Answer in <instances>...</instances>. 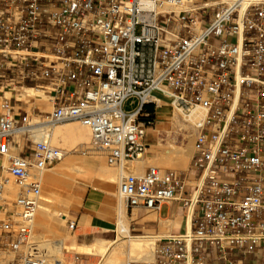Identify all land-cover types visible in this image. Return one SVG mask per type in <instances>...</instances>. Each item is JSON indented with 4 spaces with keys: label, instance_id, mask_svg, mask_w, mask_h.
<instances>
[{
    "label": "built area",
    "instance_id": "1",
    "mask_svg": "<svg viewBox=\"0 0 264 264\" xmlns=\"http://www.w3.org/2000/svg\"><path fill=\"white\" fill-rule=\"evenodd\" d=\"M26 88L43 96L24 101ZM155 89L184 114L204 111L195 151L187 172H120L117 199L193 209L152 260L126 264H247L264 250V0H0V252L24 246L32 257L37 172L64 155L49 136L32 138L31 115L78 120L122 170L149 150ZM189 175L200 178L195 194Z\"/></svg>",
    "mask_w": 264,
    "mask_h": 264
},
{
    "label": "rangeland",
    "instance_id": "2",
    "mask_svg": "<svg viewBox=\"0 0 264 264\" xmlns=\"http://www.w3.org/2000/svg\"><path fill=\"white\" fill-rule=\"evenodd\" d=\"M40 92L41 91H39V93ZM41 95H42V93H40L39 96H41ZM29 97H32V96H29ZM29 97H26L27 99L24 98L22 100L26 101L29 99ZM45 99H46V97L43 98V100H45ZM133 103H134L133 99H129L128 101H126V103H125L126 110H128V111L131 110ZM171 106H172L171 103L168 102V103H165L161 107L157 105L155 108V122H154V125L149 129L148 135H147L148 143H149V152L146 155H148V156H154V155H156V153L158 152L159 149L162 150V149L166 148L167 147V144H166L167 140L170 141L175 146H184L187 144V139L184 138L185 137L184 134L186 133V130L180 128V126L178 125L179 122L181 121L180 117L176 116L178 122L176 123L173 121L174 124L172 122L169 123L170 122L169 119L167 117H165L164 115L161 118L159 117V114H169ZM50 109H51V107L48 103H45L41 107L42 111H49ZM35 119H38V121H41V122L38 124H35L33 126L43 125V124H52V123H45V121H44L45 120V114H43V113L35 112V114H32L30 121H36ZM66 121H70V120H66ZM66 121H62V122H66ZM162 121L166 125L164 123H162ZM62 122H57V123H62ZM33 126H31V127H33ZM159 135H160V137H159ZM52 138L53 137L51 136V138H50L51 143L52 144L54 143L53 145H55L57 147L60 146L59 143H57L58 141H56V139L58 140L59 138L57 137L55 140H54V138L53 139ZM18 139H19V142L21 144L25 142V140L22 139V137H20ZM84 141L85 140H83L82 143L77 144L75 146H69L68 147V145H65L63 151L66 152V154L64 155L63 159L55 162L54 164H52L47 169H53L54 170V168L55 169L58 168V165H60L62 162H64L65 159H67V158L70 159L73 157L72 159H74V161H77L79 163L82 159H92L93 157L96 156V157L100 158L101 163L104 164L105 168L107 167V168L114 170V173H111V174L115 178H112V180L114 179L112 183L105 182L104 179L98 174L99 164H95L88 170L87 173H85L86 169H84V168L83 169L81 168V170H82L81 172H73L69 169L67 170L66 168L64 170H62L63 173H62V175L59 176V181H60V183H67V184H63L61 186H56V185H49L47 182H44V181L40 183L41 191H40V202H39V204L43 201L44 197L47 196V194H46L47 191L45 192V190L52 189V191H55L56 193L59 192L61 194H64V193L69 194V190L71 189L70 188L71 185H73L72 188L75 189V191H76V196L78 197V204H77V206H68V207H66V209H64V204L60 200H57L56 193L54 194V192H52L54 197L51 200V205H50L51 207L50 206L48 207V210L50 211L51 214L47 216L48 218H46V221H45V218H42L43 214L40 213V209H39V205H38L37 211L35 214V218L33 220L32 231H31V236H30V241L35 246V252H36L35 253V260L44 259L45 262H48L47 264H60V263L61 264L62 263L63 264H108L107 263L108 262L107 257L109 256V254L106 252H103V251L102 252L99 251L96 254L86 253V252H83V250L76 248L75 246H69L68 244L62 245V247H60V246L54 247V245H53L54 237L51 236L50 233L47 231L48 223L55 230L56 227L58 226L59 221H60L59 220L58 222L57 221L55 222L52 219V217L54 218L55 216H58L59 214H63L66 212L64 225L62 228L58 229V234L56 235V238H61L62 236L73 237L74 243H77V242H80V240L77 239L76 235L73 232L74 226L72 228L69 227V219L73 221V219H71L70 216L74 215L75 212H78L81 214L85 213V214L91 215L93 217H96L98 219L110 217L112 222L115 221V214H116V210H117V206H116V200H117L116 187H117V174H118L117 170H119V169H117L113 166H109L105 162L104 156L98 150L90 149L91 148L90 141L86 140V143H84ZM194 142H195V138L194 139L192 138V140H191V149L192 150L190 149V156H192V154L195 151ZM60 148H62V147H60ZM190 156H188V163H189ZM68 161L66 163H68ZM147 166H152V164H148ZM187 167H188V164L184 168H181L184 170L183 172H187L186 171ZM166 168L170 169L171 167L170 168L165 167V169ZM172 170H174V169H172ZM83 173H85V174H83ZM188 177H189V179H188L187 184H188V187L191 188V186L193 185V183L195 181V178L193 176H190V175ZM68 183L70 184V186ZM10 187L12 189V193H10L8 195L9 199L14 197V193L16 190L15 185L10 184ZM92 194L96 196V201L94 203L89 204L88 198ZM169 208H170V205L165 204L161 209V215L164 216L165 214H167L169 212ZM181 209H182L181 214H184L185 209H183V208H181ZM134 212H136V209H134L132 211V213H134ZM152 213L153 212H151L149 210L143 211V214H145V215L146 214L151 215ZM121 214L122 213H120V215ZM177 214L178 213L176 212V215ZM122 215H124V214H122ZM124 217H125V215H124ZM128 217H129L128 218L129 224L133 223L132 226L137 229L139 219H134L132 221L133 217L130 214H128ZM152 217H153V215H152ZM0 218H2L1 213H0ZM163 225L165 226V224H163ZM116 226H117V222H116ZM159 227H161L160 223H159ZM114 228H116V227H114ZM170 229L171 230H173V229L177 230L173 226H170ZM140 233L141 232H138L137 230L136 231L134 230L131 232L132 235H136V234H140ZM116 234H117V232H116ZM113 237L118 239L117 235L115 237V233H114ZM112 246H114V245L111 244L110 247H112ZM54 250H55V252H54ZM119 252L120 251L115 252L114 255L112 254L113 255L112 259L114 261H116L115 260L116 258L119 259L117 261H124L126 258V260L124 261L126 264L128 261H134L135 260V259H131V258L127 257V255L125 253H122V252L119 253ZM25 253H26V249L24 246H22L20 248V250H18L16 252L2 251V252H0V264H22L23 258H25ZM117 256H119V257H117ZM120 257L122 260H120ZM31 258L32 257H27L25 260H29ZM152 258L149 260H152ZM149 260H135V261H149Z\"/></svg>",
    "mask_w": 264,
    "mask_h": 264
},
{
    "label": "bare ground",
    "instance_id": "3",
    "mask_svg": "<svg viewBox=\"0 0 264 264\" xmlns=\"http://www.w3.org/2000/svg\"><path fill=\"white\" fill-rule=\"evenodd\" d=\"M40 93H42V92H40ZM40 93H39V90L37 91L34 88H26L25 94H22L20 96V98L24 99V98L29 97V96H39ZM151 96L153 99L158 101V106H162L163 104L168 103V102L171 103L172 106L170 109V113L165 114L164 116L169 119V121H170L169 123H171V122L173 123V121L177 123L178 122L177 117H180L182 122L179 120L180 122L178 125L180 126V128L186 130V133L184 134L185 135L184 138L187 139V144L184 146H175L170 141L167 140V142H166L167 147L162 149V150L159 149L160 151L158 152L156 157L149 158V161H147V162L142 161V159L140 160L139 158H136V159L128 162V164L122 170H117L118 174L120 172L138 174V173H141L144 169V166H147L148 164H152V166H157L161 169H165V167H169V168L171 167L170 169H174V171H176L178 173L177 169L184 168L188 164V156H190V149H191V140H192V138L194 139L196 137V133H197L196 125L198 122H200L202 120V118L204 116V111L197 107V108L191 110L187 114L180 112L173 105L172 95L163 89L153 90L151 93ZM35 120L36 121H30L29 120V122L27 121L26 124H28V126H33V125L41 122V121H38V119H35ZM162 123H164V122L162 121ZM29 129H30V133H31V136L33 139H40L44 136H49L51 138V136H52L55 140L58 137L60 139V140L56 139V141H58L57 143H59V145H60L58 147H62L63 150H64L65 145H68V147L69 146H75L77 144L82 143L83 140H85L84 143H86V140H89L90 146H91L90 149L96 150L92 147V144H91V135H90L89 128L87 126L83 125L78 120H75V119L70 120V121H66V122H62V123L36 125V126L30 127ZM159 137H160V135H159ZM65 154H66V152H64V155ZM64 155H63V157H64ZM63 157L61 159H63ZM72 158L65 159V161L62 162L60 165H58V168H56V169L54 168V170L46 168V169L38 171L37 177L39 178L40 183L44 181V182H47L49 185L61 186L63 184H67V183H60V181H59V176L62 175V173H63L62 170H64L66 168L67 170L69 169L73 172H81L82 171L81 168L86 169L87 166L84 164L86 159H82L78 163L77 161H74V159H72ZM67 161H68V163H66ZM103 167H104V164H103ZM104 169L106 170L107 168H104ZM102 174H104V173H102ZM104 176L106 178H108L109 180H112V178H115L111 173L107 172V174H106V171H105ZM199 184H200V178H196L193 185L191 186V190H192L193 194H195L196 186H198ZM69 186H70V184H69ZM7 190L9 191V193H12V189H11L10 185L7 187ZM45 192H46L47 196L44 195L45 197H44L43 201L39 204V209H40V213L43 214L42 218H45V221H46V218H48L47 216L51 214L50 211L48 210V207L51 205V200L54 197L52 192H54V194L56 192L52 191V189L45 190ZM56 196H57V200H60L64 204V209H66L68 203H70L69 200L72 197L67 193L61 194L59 192L56 193ZM73 199L74 198H72V200ZM192 209H193V206H190L188 209H185V212L183 215V227L184 228H189V218L191 216ZM121 213L124 214V211H122ZM63 214H65V213H63ZM122 214L117 219V226L115 228V232H117L116 235H117L118 239H115L113 241L112 240L111 241L110 240H95V242L89 246L83 245V246H80L78 248L83 250V252H86V253L96 254L99 251H101V252L103 251V252L108 253L109 254V256L107 257L108 258L107 259L108 264H125L124 261L126 260V258L124 261H117V260H119L117 258L115 259L116 261H114L112 259L113 258L112 256L114 255V253L118 252V251L125 253L127 255V257H129L131 259H135V260H149V259H151L153 257V249L152 248H153L154 244L156 243V241L160 240L162 238H165L166 236H168L170 234V232H169L170 223H166L165 226L163 228H161V230L159 232H156V233L149 231V232H144L143 234L132 235L129 233V230H128L127 219ZM154 218H155V215H154ZM63 244L65 245L66 243L63 242ZM111 244H113L114 246L110 247ZM71 245H72V243H71ZM29 251L32 255V258L29 259L28 261L23 258L22 264H27V262H32L33 264H47L48 263V262H45L44 259L35 260V253H36L35 247L30 249ZM54 252H55V250H54ZM119 256H117V257H119ZM120 260H122L121 257H120Z\"/></svg>",
    "mask_w": 264,
    "mask_h": 264
},
{
    "label": "crops",
    "instance_id": "4",
    "mask_svg": "<svg viewBox=\"0 0 264 264\" xmlns=\"http://www.w3.org/2000/svg\"><path fill=\"white\" fill-rule=\"evenodd\" d=\"M26 101H28V100H26ZM163 115H165V114H159V117L161 118ZM159 151L160 150H158V152ZM148 152H149V150H148ZM158 152L156 153V155L158 154ZM146 154H144L139 159L140 160L142 159V161H144V162L146 161L147 162V161H149V158L156 157V155L148 156ZM190 158H191V156H190ZM189 162H190V159H189ZM98 163H99L98 174L100 173L99 175L101 177L105 174V171H106V174H107V172L108 173H114L113 169H110V168L106 167L108 170L107 169L105 170L104 169L105 167H103V164L101 163L100 158L96 157V156L93 157L92 159H86L85 160L84 164L87 166L85 173H87L88 170L93 165L98 164ZM188 166H189V163H188ZM146 167L147 166H144V169ZM187 169H188V167H187ZM177 171L179 173V172H183L184 170L183 169H178ZM101 172L104 173V174H102ZM85 173H83V174H85ZM102 178L104 179L105 182H109V183L113 182V180H109L108 178H106L104 176ZM72 186L73 185L70 186L71 189L69 190V195L72 198H74V199L72 200V198L70 197L71 198L69 200L70 203H68L67 207L68 206H77V204H78V200H77L78 197L76 196V191H75V189L72 188ZM95 201H96V196L92 194L88 198V203L89 204L90 203H94ZM165 204H169L170 208H169V212L163 216V215H161V209H162V207ZM116 206H117V210H116V214H115V221H113V222H112L110 217H105V218H102V219H98V218L93 217L91 215H88V214H85V213L81 214V213H78V212H75L74 215L70 216L71 219H73L74 224H75L74 228H73V232L76 235L77 239L80 240V242H77V243H74L73 237L62 236L61 238H56V235L58 234V229L62 228L63 225H64L66 212H65V214H59L58 216H55L54 218L52 217V219L55 222L56 221L58 222L60 220L59 223H58V226L56 227L55 230L49 223H48V226H47V228H48L47 231L50 233L51 236L54 237V240H53L54 247H56V246L57 247H59V246L62 247V245H64L63 242H65L69 246H76V248H78V247L83 246V245L84 246H89V245L93 244L95 242V240H110V241L111 240L112 241L115 240L116 238L113 237L114 233H115V237H116V232H115V228L114 227H116L117 219L119 218L120 213H121L122 210L124 211V215H125V217L127 219V222H128V230H129V226H130V228H133L135 231L137 230L138 232H141L140 234H143L144 232H149V231L150 232L152 231L154 233L159 232L161 230V228L164 227L163 224H166V223H170V226H173V227H175V229H177V230H174V229L171 230L169 228V232L170 233L171 232H179V231H182L184 229V227H183V215L184 214H181L182 213V209L179 206V204H176V203H162L159 206V209L156 212H153V211L149 210V211L153 212L151 215L143 214V211L146 210V209L141 208V207H135V208L129 209L126 206L120 205L119 202H118V199L116 200ZM134 209H136V212L132 213V211ZM176 212L178 213L177 215H176ZM128 214L132 215V217H133L132 221L134 219H139L137 229L132 226L133 223L129 224ZM152 215H153V217H152ZM154 215H155V218H154ZM69 221H72V220L69 219ZM159 222L161 224V227H159ZM71 243H72V245H71ZM258 252L259 253L257 255L256 254H250V255L246 256V258H245L246 263L247 264H264V250H261V251H258Z\"/></svg>",
    "mask_w": 264,
    "mask_h": 264
},
{
    "label": "trees",
    "instance_id": "5",
    "mask_svg": "<svg viewBox=\"0 0 264 264\" xmlns=\"http://www.w3.org/2000/svg\"><path fill=\"white\" fill-rule=\"evenodd\" d=\"M148 109H149V110H151V108H150V107H148Z\"/></svg>",
    "mask_w": 264,
    "mask_h": 264
}]
</instances>
